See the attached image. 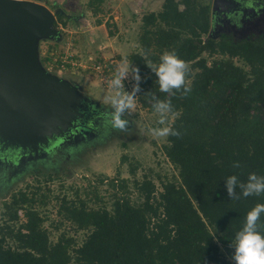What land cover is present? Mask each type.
<instances>
[{"label": "trees", "instance_id": "trees-1", "mask_svg": "<svg viewBox=\"0 0 264 264\" xmlns=\"http://www.w3.org/2000/svg\"><path fill=\"white\" fill-rule=\"evenodd\" d=\"M103 2L90 0V7L100 10ZM56 16L63 19L64 14ZM211 24L209 5L164 0L159 12L143 15L142 52L129 57L139 69L135 83L142 106L155 110L159 102L168 100L171 113L177 115L170 128L179 135L167 137L164 151L179 177L163 181L159 192L148 176L142 181L113 178L109 206L89 205L94 197L88 187L84 197L76 191L77 200L66 194L57 197L61 218L90 231L73 249L72 239L65 235L50 240L37 206L47 205L51 196L40 186L32 190L28 185L4 202L7 222L17 221L20 210L27 221L21 227L6 223L0 228V264H235L221 254L220 244L230 248L246 214L264 203V194L244 197L239 187L251 173L264 176V37L204 41ZM205 50L229 58L208 64L202 55ZM165 51H175L190 67L186 95L159 90L149 66L158 65ZM237 56L246 61L249 71L230 59ZM136 170L131 163V174ZM232 175L237 177L238 199L228 193L227 179ZM131 182L140 200L132 199ZM259 223L264 233V214ZM9 238L15 245L7 242Z\"/></svg>", "mask_w": 264, "mask_h": 264}, {"label": "rangeland", "instance_id": "rangeland-1", "mask_svg": "<svg viewBox=\"0 0 264 264\" xmlns=\"http://www.w3.org/2000/svg\"><path fill=\"white\" fill-rule=\"evenodd\" d=\"M32 1L48 6L53 12L58 8L62 9L60 12L64 14L63 19H57L56 16L55 20L58 24L56 28L60 33L59 37L40 39V61L50 73L79 86L78 92L84 107L78 109L80 115L72 123L62 129L50 130L48 136L33 148L4 146L0 143V228L6 223H15L17 227L26 223L24 210H20L17 221L7 222L9 217L4 214V202L9 200L14 192L28 189V185H31L32 190L40 186L44 193L51 196L47 205L37 206L46 219L43 225L50 240L56 242L65 235L72 239L73 249L85 241L90 231L79 230L71 221L61 218L57 212L60 201L57 197L61 198L66 194L67 197L77 200L76 191L79 189L84 197L83 191L88 187L93 191L94 197L89 205L109 206L114 193L111 184L113 178L142 181L148 176L155 182L159 192L163 189V181L176 180L179 177L178 169L164 151L167 137L152 135V129L170 127L176 114L144 108L139 101L137 90L134 93L135 107L126 109L121 116V119L128 122L126 131L114 129L106 121V113L115 111L110 105V97L114 95L110 82L119 67L129 64L133 66L129 59L130 55L142 52L139 42L142 17L150 11L159 12L164 0H137L136 4L131 6L134 14L127 18V22L122 21L121 30L111 14L114 11L111 2L117 3L116 0H104L97 11H94L95 7H90V0H58V6L54 0ZM138 1L140 9L135 11ZM199 1L211 7L212 21L213 0ZM67 5L69 8H66ZM62 6H66L67 11ZM100 22L104 26L94 28L95 25H100ZM213 22L209 32L203 35L204 41L212 38L216 41L228 39L239 42L264 37V17L251 21L246 27L240 26L239 30H235V27H221L216 21ZM109 30L123 31L119 33L118 39L127 42L128 46L121 45L115 50L116 53L104 54L103 49L111 47L107 44ZM65 51L75 56L65 70L61 71L58 59ZM202 55L208 64L229 58L228 55L209 50H205ZM230 59L245 71H249L248 64L241 57ZM135 82L129 73L123 81L122 91L133 94ZM162 118L165 119V125L159 123ZM131 163L137 166L135 175L130 172ZM130 186L132 199L140 200L132 182ZM213 232L218 236L216 230ZM7 242L15 245L10 238ZM220 246L221 254L231 259L234 248H227L221 244Z\"/></svg>", "mask_w": 264, "mask_h": 264}, {"label": "water", "instance_id": "water-1", "mask_svg": "<svg viewBox=\"0 0 264 264\" xmlns=\"http://www.w3.org/2000/svg\"><path fill=\"white\" fill-rule=\"evenodd\" d=\"M214 0L213 13L219 9ZM60 8L32 0H0V143L33 148L62 129L84 107L79 86L40 61L41 38H57Z\"/></svg>", "mask_w": 264, "mask_h": 264}, {"label": "clouds", "instance_id": "clouds-1", "mask_svg": "<svg viewBox=\"0 0 264 264\" xmlns=\"http://www.w3.org/2000/svg\"><path fill=\"white\" fill-rule=\"evenodd\" d=\"M242 26L241 24L238 27ZM149 67L155 72L158 78L159 90L163 93L175 95L177 92L187 94L190 87L187 85V76L190 67L184 60L180 59L175 51H165L160 57L158 65H150ZM129 73L135 81H139V69L130 64L119 67L110 82V86L114 89V95L110 97V105L115 109L113 113H106V121L111 127L118 130L126 131L127 121L121 119L126 109H133L134 93L138 90V83L134 86L133 94L123 92V81L128 77ZM161 113H171L173 106L170 101L159 102L156 106ZM159 123L165 125V119L162 118ZM154 137H168L169 135L178 136L179 133L168 126L159 129H152ZM239 167V164H235ZM237 185V177L229 176L227 179V189L232 199H238L235 195V187ZM239 187L242 189L244 197L260 196L264 194V176H258L251 173L246 183H241ZM264 214V203L256 204L247 214L242 228L236 232L234 242L230 247L234 248L231 259L235 264H264V233L260 231L262 227L259 223L261 216Z\"/></svg>", "mask_w": 264, "mask_h": 264}, {"label": "flooded vegetation", "instance_id": "flooded-vegetation-1", "mask_svg": "<svg viewBox=\"0 0 264 264\" xmlns=\"http://www.w3.org/2000/svg\"><path fill=\"white\" fill-rule=\"evenodd\" d=\"M218 6L216 14L212 7V21L221 27H235V30H239L238 25L246 27L251 21L264 17V0H219Z\"/></svg>", "mask_w": 264, "mask_h": 264}, {"label": "crops", "instance_id": "crops-1", "mask_svg": "<svg viewBox=\"0 0 264 264\" xmlns=\"http://www.w3.org/2000/svg\"><path fill=\"white\" fill-rule=\"evenodd\" d=\"M117 3H113V1L111 2V6H113L114 11H112V15L114 16V21L116 22L118 28L121 30L120 28V24L122 23L123 20H126L127 22V18L130 16H132L134 13L131 9V6H133V4L137 2V0H133L135 2H131V0H116ZM120 1V2H119ZM55 2V0H54ZM139 5V1L137 3V5H135V7H137ZM69 7V5H67ZM139 6L135 9V11H138ZM140 9V8H139ZM138 13V12H135ZM102 26H104V24H100V25H95L94 28H101ZM89 30V29H88ZM109 32V31H108ZM123 31H118V32H114L113 35L108 34V43L110 44L111 47H108L106 49H103L104 54H108V53H116L115 50L120 48L121 45H127V42H121L120 39H118L119 33H121ZM106 46V45H104ZM105 48V47H102Z\"/></svg>", "mask_w": 264, "mask_h": 264}, {"label": "built area", "instance_id": "built-area-1", "mask_svg": "<svg viewBox=\"0 0 264 264\" xmlns=\"http://www.w3.org/2000/svg\"><path fill=\"white\" fill-rule=\"evenodd\" d=\"M73 56H75L73 53H69L68 51L64 52V53H61L59 55V69L62 71V70H65V68L67 67V64H69L70 62H72L74 59H73Z\"/></svg>", "mask_w": 264, "mask_h": 264}]
</instances>
